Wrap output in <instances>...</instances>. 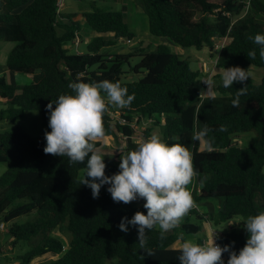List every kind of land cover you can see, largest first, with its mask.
I'll list each match as a JSON object with an SVG mask.
<instances>
[{"label": "trees", "instance_id": "obj_1", "mask_svg": "<svg viewBox=\"0 0 264 264\" xmlns=\"http://www.w3.org/2000/svg\"><path fill=\"white\" fill-rule=\"evenodd\" d=\"M2 1L0 39L15 43L7 67L32 75V81L15 84L0 76V100L7 105L0 110V119L14 122L26 111L37 110L46 131H50L47 104L61 94H72V82L111 80L127 87L135 97L129 107L117 111L126 123L113 121L112 105L104 116L105 136L119 138L116 127L127 137V146H119L117 152L121 155L136 148L135 125L145 124L142 138L146 139L152 135L149 125L153 124L162 128V139L188 148L197 173L187 186L196 207L164 239L158 228L147 233V247L153 253L149 255L140 248L138 230L132 225L127 232L119 228L123 217L130 219L137 211L146 214L143 199L115 202L105 185L93 198L91 188L81 184L79 175L86 169V161L70 163L66 156L45 154V134L34 137L21 125L3 131L0 162L9 166L0 176V222L12 246L21 240L28 242V250L19 256L22 263L62 253L50 264H103L111 257L117 258L116 264H180V247L175 243H205L203 238L188 236L201 229L191 222L192 215L217 227L225 224L219 243L238 252L246 244L248 233L240 230L236 221L244 225L249 215L264 212V75L258 84L249 78L227 89L220 81L219 95L212 98L205 92L204 83V92L196 85L199 75L207 73L194 70L187 59L165 44L152 51L141 43L127 53L106 52L116 39L130 42L136 36L122 10L105 9L93 2L83 16L97 35L85 51L72 53L68 46L81 39L82 23L73 19L74 13L59 12V0ZM133 1L147 15L151 34L183 47L207 46L213 53L216 40L228 38L219 53L218 66L264 70L259 46L249 39L264 34V0ZM253 50L257 52L255 59L247 55ZM137 56L139 61L133 64L132 58ZM245 84L247 92L240 97L239 107H234L232 100ZM221 126L226 130L220 131ZM205 128L210 149H200L201 139H193L194 132ZM249 132L254 133L246 139L249 142L236 140ZM102 146V139L96 142V150ZM105 162L107 175L120 170L115 161ZM62 228L71 234L66 250L65 241L55 236L56 229ZM229 255L223 254L225 262Z\"/></svg>", "mask_w": 264, "mask_h": 264}, {"label": "clouds", "instance_id": "obj_2", "mask_svg": "<svg viewBox=\"0 0 264 264\" xmlns=\"http://www.w3.org/2000/svg\"><path fill=\"white\" fill-rule=\"evenodd\" d=\"M259 46V57L264 60V34L250 36ZM247 55L255 59L257 52ZM252 73L241 66L225 67L220 71V81L224 88L234 82H246ZM207 84V92L215 98L212 78L202 80ZM247 84L238 89L232 100L239 107L240 97L247 92ZM69 87L72 94H61L47 104L50 131L45 132V154L68 157L70 163H84L86 173L81 181L92 190L97 198L104 185L115 202L125 204L143 199L147 210L137 211L130 219L123 217L119 228L129 231V225L138 229L140 248L152 255L147 247V233L158 228L161 239L179 226L182 219L196 207L187 186L197 175L190 151L180 143H169L158 134L138 142L134 150L121 154L119 171L106 174L105 155L96 150V142L105 136L104 116L108 105L118 108L129 107L135 99L128 88L118 82L103 80L88 83L78 79ZM55 105V106H54ZM220 131H225L221 126ZM208 129L197 130L194 140L206 137ZM248 233L246 244L237 252L231 245H219L213 235L211 241L196 243L185 240L179 248L180 264H264V212L249 215L243 221ZM224 253H230L225 262Z\"/></svg>", "mask_w": 264, "mask_h": 264}, {"label": "rangeland", "instance_id": "obj_3", "mask_svg": "<svg viewBox=\"0 0 264 264\" xmlns=\"http://www.w3.org/2000/svg\"><path fill=\"white\" fill-rule=\"evenodd\" d=\"M95 2L98 6L105 8V9H112V10H122L125 13L126 20L131 28V30L135 33V37L128 42L127 39L119 38L116 39L117 42L114 45H111L110 47H107L105 49L106 52L110 53H127L131 51L134 47L139 46L141 43L143 45H148L147 49L148 51L155 50L156 47L160 44H165L169 47L170 51L173 53L178 54L183 59H187L190 62L191 67L194 70H200L204 73H210L213 72V74L209 76H202L201 74L197 78L196 85L203 90V83L206 84L204 79L212 78L214 81V92L215 96L219 95L218 91V84L220 83V77H215L218 74H220V71L223 70L220 66L217 64V59L219 56V53L221 51L220 48H216L215 53H213L209 47L205 46L202 49H197L195 47H183L181 45H178L174 42H171L169 39L161 36H156L150 33L149 31V20L147 15L144 13V11L133 1V0H64L63 3L59 5V12L62 14L66 13H74L76 17H79L76 19L75 17L73 19L79 20L82 23V30L80 31L81 39L77 38L75 40L74 44H69L70 51L77 52V50L85 51L87 49V45L90 42V40L93 38V36H96L97 33L89 27V25L84 21L83 13L85 11H89L92 9V3ZM213 19V17H210ZM66 22H69L66 20ZM218 43L221 45H225L229 42L228 38H220L217 39ZM15 47L14 42H8L4 39H0V76H4L6 80L10 83L15 84H29L32 81V75L24 74V73H18L10 71L7 67V60L9 53L11 50ZM139 61V57H133L132 63L135 64ZM127 68V66H125ZM248 71L252 73L251 78L255 82V84L260 83L263 75L264 70L259 67H248ZM135 78H138L137 76ZM207 85V84H206ZM207 92V89L206 91ZM208 93V92H207ZM209 95V93H208ZM7 108V105L4 104L0 100V110ZM119 110L118 107L112 105L111 106V113L113 117V121L116 120L121 121L122 123H126V121L120 117V114L117 112ZM149 120H145V123H148ZM16 125H21L24 127L31 135L34 137H39L41 135H44L46 132V129L43 125L42 117L39 111L37 110H28L25 113V116L18 120V121H9L7 119H0V135L5 130H10ZM132 125H135V122L132 123ZM143 125V124H142ZM142 125H135L134 132H133V140L135 142H140L144 140L145 138H142L143 135V127ZM145 125V124H144ZM143 125V126H144ZM152 130V134H158L160 137L162 135V128L159 126H154L153 124L149 125ZM116 134L119 138H116L115 135L110 136H104L102 138L103 140V146L99 148L97 151L105 155L104 159L106 160H112L115 161L117 164H120L121 162V155L117 152L118 147H126L127 146V137L120 134L119 131H117L115 127ZM254 135L253 132L242 134V137H237L236 140H238L241 143L249 142L248 140L251 139V137ZM248 139V140H246ZM119 147V148H120ZM210 143L206 137L201 138V145L200 149H210ZM127 151H123L122 155L125 154ZM8 163L7 162H0V176H2L8 169ZM86 173V169H81L79 172V175L81 179L84 178ZM203 202H200V205ZM212 204V203H210ZM26 217L18 219V222H23ZM240 218H237L239 220ZM191 222L197 223L201 225L200 231H198L196 234H190L188 235L189 238H203L206 241H211L213 239V235L215 231L217 232L215 238L217 240H220L223 234V229L226 228L225 224L217 227L216 224L206 222L202 219L196 218L195 215L191 216ZM3 223L0 222V249L2 251L0 252V264H23L22 259L19 258L20 255L24 254L28 250V242L21 240L16 246H12L11 244V238L8 240V234L7 232L2 230ZM236 226L240 228V230H244V225L240 224V221H236ZM134 229L138 230L136 227L132 226ZM7 228V227H6ZM228 228L232 229L231 226H228ZM5 229V226H4ZM55 235V234H54ZM57 237H60L63 241H65V250L68 249L67 240L70 239V232L65 229H56V235ZM55 253H50V255H46L40 258H36L34 261H32L31 264H50L51 260L57 259L61 257L63 254L54 255ZM117 258L111 257L108 258L103 264H116Z\"/></svg>", "mask_w": 264, "mask_h": 264}, {"label": "built area", "instance_id": "obj_4", "mask_svg": "<svg viewBox=\"0 0 264 264\" xmlns=\"http://www.w3.org/2000/svg\"><path fill=\"white\" fill-rule=\"evenodd\" d=\"M63 1H64V0H59V1H58V5H60L61 3H63ZM215 47H216L217 49H218V48L222 49V48L224 47V45L219 44V43H218V40H216V46H215ZM212 73H213V72L207 73V75L210 77V76L212 75ZM205 85H206V84H205ZM206 86H207V85H206ZM207 87H208V86H207ZM105 186H109V185H105ZM215 232H216V231H215ZM215 232H214V233H215ZM218 232H219V231H218ZM215 242H216L217 244L220 245L219 240H217L216 238H215Z\"/></svg>", "mask_w": 264, "mask_h": 264}, {"label": "crops", "instance_id": "obj_5", "mask_svg": "<svg viewBox=\"0 0 264 264\" xmlns=\"http://www.w3.org/2000/svg\"><path fill=\"white\" fill-rule=\"evenodd\" d=\"M3 3V1L2 0H0V4H2ZM82 17H83V19H84V16L83 15H81ZM75 18L76 19H78L79 17H76L75 16ZM85 21V20H84ZM200 207H202V206H200ZM203 208V207H202ZM2 230L3 231H5L6 229H4V225H3V227H2ZM5 232H7V230L5 231ZM0 234H1V231H0ZM6 234H8V233H6ZM9 238H10V235L8 234V240H9ZM205 242H206V240H205ZM181 244H182V242H177V243H175V247H180L181 246Z\"/></svg>", "mask_w": 264, "mask_h": 264}]
</instances>
